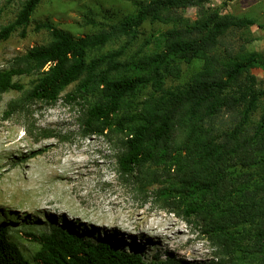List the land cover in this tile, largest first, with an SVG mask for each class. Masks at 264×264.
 Instances as JSON below:
<instances>
[{
	"label": "trees",
	"instance_id": "obj_1",
	"mask_svg": "<svg viewBox=\"0 0 264 264\" xmlns=\"http://www.w3.org/2000/svg\"><path fill=\"white\" fill-rule=\"evenodd\" d=\"M211 0H147L106 28L74 36L49 21V33L0 69V95L20 96L4 116L33 102L52 104L66 94L85 103L78 122L83 135L115 136L121 179L130 180L144 199L193 225L209 243L208 264H264V114L254 120L262 89L252 70L264 57L235 39L253 25L250 18L222 14ZM40 0H24L15 19L0 28V41L21 35ZM188 8L196 16H185ZM167 26L148 41L157 50L123 59L125 47L90 57L121 37L134 41L145 22ZM202 62L183 84L181 63ZM33 77L30 86L14 78ZM150 92L142 100L138 94ZM36 153H32V158ZM26 233L38 249L30 263L0 223V264H174L148 262L108 240H94L67 223Z\"/></svg>",
	"mask_w": 264,
	"mask_h": 264
},
{
	"label": "rangeland",
	"instance_id": "obj_2",
	"mask_svg": "<svg viewBox=\"0 0 264 264\" xmlns=\"http://www.w3.org/2000/svg\"><path fill=\"white\" fill-rule=\"evenodd\" d=\"M140 1L147 0H40L24 35L19 29L0 41V69L30 47L49 42V33L36 29L41 22L49 21L79 36L121 21L135 12V3ZM23 2L0 0V28L15 19ZM210 6L222 14L252 19L255 25L245 32L246 40L235 39L234 47L241 45L264 57V0H211ZM185 16L194 19L196 9H186ZM166 28L147 21L134 41L121 37L89 55L124 46L123 59L137 58L157 50L148 41ZM201 65L199 60L181 63L180 77H168L165 85L185 83ZM252 74L263 89L264 70L255 68ZM32 80L14 78L25 88ZM72 88L67 87L52 104L33 102L9 117L4 116L7 103L20 92L8 90L0 95V223L6 224L24 257L32 263L39 247L26 233H40L48 230L51 222H64L94 240H108L120 249L136 252L148 262L208 264L213 251L193 225L157 207L151 194L144 199L132 181L120 178L115 136L83 135L78 118L85 103L66 97ZM149 92L147 86L137 100ZM262 114L264 97L254 120ZM32 153L36 155L29 158ZM145 226L153 229L147 231Z\"/></svg>",
	"mask_w": 264,
	"mask_h": 264
},
{
	"label": "bare ground",
	"instance_id": "obj_3",
	"mask_svg": "<svg viewBox=\"0 0 264 264\" xmlns=\"http://www.w3.org/2000/svg\"><path fill=\"white\" fill-rule=\"evenodd\" d=\"M53 174V173H52ZM101 220H103V217H101L100 218ZM139 220H140V218H139ZM132 221V220H131ZM141 221V220H140ZM142 226V225H141ZM149 227H151L150 225H149ZM145 229L147 230V231H149V230H152L153 229V227L152 228H146V226H145Z\"/></svg>",
	"mask_w": 264,
	"mask_h": 264
}]
</instances>
